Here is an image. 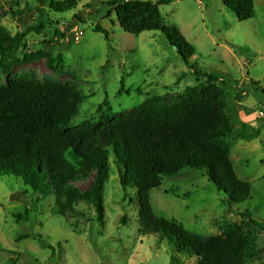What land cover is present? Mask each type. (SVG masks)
<instances>
[{"label": "rangeland", "instance_id": "obj_1", "mask_svg": "<svg viewBox=\"0 0 264 264\" xmlns=\"http://www.w3.org/2000/svg\"><path fill=\"white\" fill-rule=\"evenodd\" d=\"M49 1L0 0V28L25 35L8 59L44 50L52 63L61 59L66 72L53 71L42 57L15 65L8 74L0 70V85L26 73L39 81L75 84L84 98L67 127L99 124L107 108L116 115L147 100L184 102L192 90L212 84L223 89L233 126L226 138L230 157L237 175L251 184L250 198L228 204L203 169L184 168L163 177L150 190V201L156 215L191 232L239 230L258 251L245 264H264V0H254V16L244 21L220 0H145L157 3L165 25L176 26L194 46L186 60L160 30L125 32L110 5L123 0H78L62 13L50 11ZM96 25L108 32V40L94 31ZM66 157L77 164L71 152ZM109 160L102 222L90 203L76 204L83 215L63 217L54 211L53 195L39 197L20 179L0 176V264H195V257L141 232L136 190L122 187L113 154ZM93 175H78L77 186H89Z\"/></svg>", "mask_w": 264, "mask_h": 264}, {"label": "trees", "instance_id": "obj_2", "mask_svg": "<svg viewBox=\"0 0 264 264\" xmlns=\"http://www.w3.org/2000/svg\"><path fill=\"white\" fill-rule=\"evenodd\" d=\"M220 1L239 21L254 16V0ZM38 2L43 4L44 0ZM77 4L78 0H50L47 7L62 13ZM110 5L125 32L137 35L160 30L183 59L194 54V46L180 29L165 25L157 3L123 0ZM37 10L43 16L45 11L41 7ZM94 31L108 40V32L99 25ZM24 36L10 35L0 28L3 74L15 65L42 57L48 58L53 71L66 72L62 60L52 63L50 53L44 50L8 59L10 50L16 49ZM123 89L122 77L118 93ZM83 98L75 84L39 81L31 73L0 85V176L20 179L39 197L53 195L54 211L63 217L83 215L75 209L76 204L90 203L102 222L103 190L113 154L122 187L136 190L138 225L143 234H155L176 253L195 257V264H245L247 258L257 254L255 244L237 229H226L218 235L191 232L172 219L156 215L150 201V190L160 186L163 177L184 168L203 169L228 204L250 198L251 184L237 175L230 157L231 145L226 138L233 126L225 111L223 89L212 84L192 90L184 102L147 100L116 115H109L107 108L101 111L99 124L84 121L67 127ZM67 152L77 164L67 159ZM93 171L89 186L79 188L77 176L86 178Z\"/></svg>", "mask_w": 264, "mask_h": 264}]
</instances>
